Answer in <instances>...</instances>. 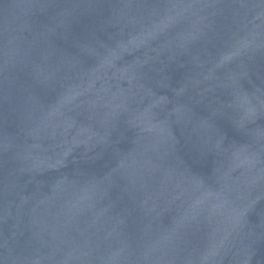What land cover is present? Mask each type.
Segmentation results:
<instances>
[{
    "label": "water",
    "instance_id": "95a60500",
    "mask_svg": "<svg viewBox=\"0 0 264 264\" xmlns=\"http://www.w3.org/2000/svg\"><path fill=\"white\" fill-rule=\"evenodd\" d=\"M0 264H264V0H0Z\"/></svg>",
    "mask_w": 264,
    "mask_h": 264
}]
</instances>
